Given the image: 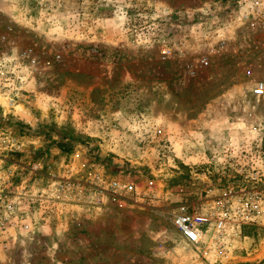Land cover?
Here are the masks:
<instances>
[{"label":"rangeland","instance_id":"374dc122","mask_svg":"<svg viewBox=\"0 0 264 264\" xmlns=\"http://www.w3.org/2000/svg\"><path fill=\"white\" fill-rule=\"evenodd\" d=\"M259 80L264 0H0V264H264Z\"/></svg>","mask_w":264,"mask_h":264},{"label":"built area","instance_id":"2783aa9c","mask_svg":"<svg viewBox=\"0 0 264 264\" xmlns=\"http://www.w3.org/2000/svg\"><path fill=\"white\" fill-rule=\"evenodd\" d=\"M35 61V58L31 59V62ZM252 92L255 96H263L264 82L257 81ZM260 128L264 133V120ZM93 177L99 179L97 174H93ZM251 177L256 178V172H252ZM110 185L113 190H117V182H112ZM231 198V195L226 194L218 202L213 237L221 236L223 239L232 236L238 237L242 224L264 222V189H254L247 193L241 192L236 201H232ZM209 221L208 215L204 216L194 212L186 204H181L177 207L173 224L189 243L197 245L203 239L206 233L205 224Z\"/></svg>","mask_w":264,"mask_h":264},{"label":"trees","instance_id":"16d2710c","mask_svg":"<svg viewBox=\"0 0 264 264\" xmlns=\"http://www.w3.org/2000/svg\"><path fill=\"white\" fill-rule=\"evenodd\" d=\"M67 143H63V142H60V141H58L57 142V146H59L60 148H62L63 150H65V151H68L69 150V146L68 145H66Z\"/></svg>","mask_w":264,"mask_h":264}]
</instances>
